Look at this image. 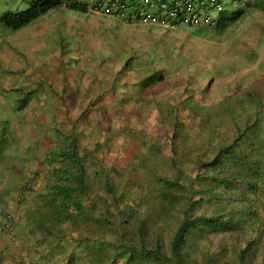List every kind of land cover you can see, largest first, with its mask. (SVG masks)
Masks as SVG:
<instances>
[{
  "label": "rangeland",
  "instance_id": "374dc122",
  "mask_svg": "<svg viewBox=\"0 0 264 264\" xmlns=\"http://www.w3.org/2000/svg\"><path fill=\"white\" fill-rule=\"evenodd\" d=\"M31 3L0 0V14ZM238 11L237 20H227ZM211 14L216 24H182L175 32L128 26L97 11L64 6L18 30L0 25V57L9 62L14 56L22 65L13 70L14 62L4 67L0 58V132H5L0 143V193L13 214L14 207L23 211V204H16L15 183L34 168L38 155L54 148L56 128L75 133L80 145L93 147L96 141L110 140L99 154L108 168L141 174L152 166L170 172L172 152L163 143L168 123L160 118L170 113L169 107L186 104L179 117L184 131L195 138L188 139L190 146L196 147L207 141L212 126L220 125V132L231 129L225 112L234 101L249 98L245 103L252 104L264 99V0L228 4L222 13ZM155 70L165 77L142 87L144 73ZM24 95L29 103L21 110L14 97ZM228 96L233 99L225 101ZM187 112L196 116L195 112L197 119L188 118ZM165 118L169 122L172 116ZM124 126L129 131L124 132ZM160 227L169 236L173 220ZM99 232L110 234L106 228ZM209 245L217 249L216 238ZM220 257L219 264H234L233 250Z\"/></svg>",
  "mask_w": 264,
  "mask_h": 264
},
{
  "label": "trees",
  "instance_id": "16d2710c",
  "mask_svg": "<svg viewBox=\"0 0 264 264\" xmlns=\"http://www.w3.org/2000/svg\"><path fill=\"white\" fill-rule=\"evenodd\" d=\"M138 1L32 0L23 10L1 13L0 25L18 30L58 6L97 9L128 22ZM164 77L155 70L140 85ZM14 99L21 110L29 103L28 95ZM246 101L227 107L231 129L212 126L207 141L196 147L179 117L186 104L169 107L160 118L168 123L163 143L172 152L170 172L145 164L141 174L108 168L99 154L110 140L80 145L75 133L56 128L54 148L38 155L34 168L15 183L23 211L14 207L13 214L0 193V264H219L227 250H233L234 264H264V99ZM219 115L214 113L217 120ZM4 135L1 131L0 143ZM170 220L173 228L166 236L160 223ZM102 228L110 234H101ZM215 238L217 249H211Z\"/></svg>",
  "mask_w": 264,
  "mask_h": 264
},
{
  "label": "built area",
  "instance_id": "2783aa9c",
  "mask_svg": "<svg viewBox=\"0 0 264 264\" xmlns=\"http://www.w3.org/2000/svg\"><path fill=\"white\" fill-rule=\"evenodd\" d=\"M111 0H106L109 2ZM245 0H139L135 7L129 10L132 19L155 21L163 25H177L180 22L197 23L198 21L213 25L214 18L209 15V9L221 11L228 4H238ZM145 7L142 10L141 7ZM202 13V14H201Z\"/></svg>",
  "mask_w": 264,
  "mask_h": 264
},
{
  "label": "clouds",
  "instance_id": "9594fccd",
  "mask_svg": "<svg viewBox=\"0 0 264 264\" xmlns=\"http://www.w3.org/2000/svg\"><path fill=\"white\" fill-rule=\"evenodd\" d=\"M247 0H245L244 2H246ZM234 5H236V4H234ZM234 5H232V4H229V6L231 7V6H234ZM133 6H135V5H133ZM226 7H228V5L226 6ZM225 7V8H226ZM212 10H216V9H209L208 10V13H209V15H211L213 18H214V20H215V17L211 14V11ZM98 12L99 14H101V15H103L104 17H107V18H115V19H117V20H119L121 23H123V24H125V25H128V26H140V25H150V27H154V28H160V29H164V30H167V31H172V32H175L182 24H190V25H199V26H205V27H207V25L208 24H206V23H203V22H197V23H189V22H180V23H178L177 25H173V24H168V25H163V24H161V23H159V22H155V21H143V20H140V19H132L131 17H130V15H128V16H126L127 18H128V22H125V21H122L120 18H118L117 16L115 17V16H113V15H111V14H106V13H104V12H102V11H100V10H92L91 12L92 13H94V12ZM218 11V10H217ZM128 14H130V13H128ZM202 14V13H201ZM214 24H216V20H215V23ZM213 24V25H214ZM83 30H86L87 31V29H83ZM5 40V39H4ZM1 64V63H0ZM99 72H103L102 70L101 71H99ZM108 72V71H107ZM98 73V72H97ZM152 74H154V73H151V74H145L144 73V75L145 76H147V75H152ZM144 76V77H145ZM142 79V78H141ZM140 79V80H141ZM140 80H139V84H141L140 83ZM157 82H160V81H157ZM157 82H155V83H157Z\"/></svg>",
  "mask_w": 264,
  "mask_h": 264
},
{
  "label": "crops",
  "instance_id": "0c3cea01",
  "mask_svg": "<svg viewBox=\"0 0 264 264\" xmlns=\"http://www.w3.org/2000/svg\"><path fill=\"white\" fill-rule=\"evenodd\" d=\"M5 40H7V39H5ZM8 56V55H7ZM1 58V63H2V65L4 66V67H6V66H8V67H10V64H13V62L15 63L14 64V66H13V70H18L20 67H22V65L21 64H18L17 63V61L15 60V59H17V58H15L14 56H11V58H10V56H9V62H8V57H0Z\"/></svg>",
  "mask_w": 264,
  "mask_h": 264
}]
</instances>
